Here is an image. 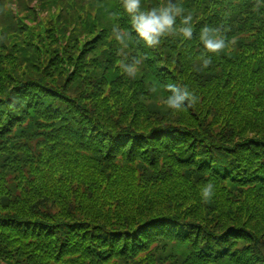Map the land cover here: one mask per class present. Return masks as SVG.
Listing matches in <instances>:
<instances>
[{"label": "trees", "instance_id": "trees-1", "mask_svg": "<svg viewBox=\"0 0 264 264\" xmlns=\"http://www.w3.org/2000/svg\"><path fill=\"white\" fill-rule=\"evenodd\" d=\"M51 1L44 27L0 0V264H264V0H177L191 40L123 50L122 0Z\"/></svg>", "mask_w": 264, "mask_h": 264}, {"label": "clouds", "instance_id": "clouds-1", "mask_svg": "<svg viewBox=\"0 0 264 264\" xmlns=\"http://www.w3.org/2000/svg\"><path fill=\"white\" fill-rule=\"evenodd\" d=\"M122 8L129 17L130 29L122 28L116 21L112 25V36L122 50L130 47L133 33L135 39L149 48L159 45L168 35L178 34L184 40L193 38V16L185 15V9L177 0H165L163 4L152 7L143 6L142 0H122ZM198 38L205 50L199 59L206 68L211 63L212 55L223 51L227 42L218 27L207 25L201 27ZM141 63V57L136 55L131 57V62L127 59L121 61L120 68L129 77H134ZM166 87L168 94L163 103L169 110L181 111L195 103L196 97L187 86L169 84ZM214 189L215 185L211 181L204 184L200 190L201 198L210 199L214 195Z\"/></svg>", "mask_w": 264, "mask_h": 264}, {"label": "rangeland", "instance_id": "rangeland-1", "mask_svg": "<svg viewBox=\"0 0 264 264\" xmlns=\"http://www.w3.org/2000/svg\"><path fill=\"white\" fill-rule=\"evenodd\" d=\"M47 1L48 0H21V2H19V0H7V4L9 3L8 5H12L11 8L13 9V13L20 22L26 25H29L30 21H35L36 23L42 22L43 26L46 27L48 26L47 23L54 17L53 13H56L53 4L46 7ZM145 101H147V105L148 102H150L149 100ZM152 101L154 102V100ZM257 237L261 239L262 235L258 234Z\"/></svg>", "mask_w": 264, "mask_h": 264}]
</instances>
